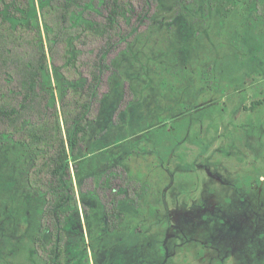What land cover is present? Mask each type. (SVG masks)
Returning a JSON list of instances; mask_svg holds the SVG:
<instances>
[{
    "label": "rangeland",
    "instance_id": "1",
    "mask_svg": "<svg viewBox=\"0 0 264 264\" xmlns=\"http://www.w3.org/2000/svg\"><path fill=\"white\" fill-rule=\"evenodd\" d=\"M158 2L149 34L107 73L101 110L105 119L134 94L146 132L161 130L171 151L130 150L128 140L110 147L147 184L142 205L125 206L145 236L136 247L109 241L97 258L89 247L91 264H264V17L242 8L223 22L219 11ZM207 70L211 86L200 79ZM23 158L0 146V264L38 263L33 240L44 200L29 188ZM96 161L86 164L85 191L101 177ZM79 206L70 234L90 245L84 208L94 225L101 210L91 194Z\"/></svg>",
    "mask_w": 264,
    "mask_h": 264
},
{
    "label": "trees",
    "instance_id": "2",
    "mask_svg": "<svg viewBox=\"0 0 264 264\" xmlns=\"http://www.w3.org/2000/svg\"><path fill=\"white\" fill-rule=\"evenodd\" d=\"M175 1L194 12L219 11L223 22L242 8L264 17V0ZM159 9L158 0H0V146L22 153L27 184L44 200L33 240L38 263L19 264H91L89 247L97 258V247L108 249L109 241L129 247L143 241L144 228L128 222L125 206L140 207L147 184L110 147L128 140L130 150L163 148L167 156L172 145L162 143L161 130L146 132L134 94L105 119L101 105L107 73L149 34ZM200 79L211 86L212 71ZM89 160L102 163L93 192L83 183ZM88 194L101 210L95 226L94 212L84 208L90 245L70 234Z\"/></svg>",
    "mask_w": 264,
    "mask_h": 264
}]
</instances>
